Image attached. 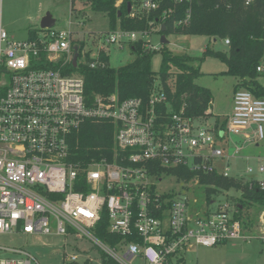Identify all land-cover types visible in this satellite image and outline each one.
Wrapping results in <instances>:
<instances>
[{"label":"built area","instance_id":"2783aa9c","mask_svg":"<svg viewBox=\"0 0 264 264\" xmlns=\"http://www.w3.org/2000/svg\"><path fill=\"white\" fill-rule=\"evenodd\" d=\"M136 1L131 16L155 11L162 23L169 18L175 27L190 23L194 0ZM149 34L117 29L107 32L104 42L121 47ZM75 41L72 32L53 26L32 28L25 39H15L0 21V234L87 238L118 264H172L192 244L249 241L253 223L235 217L237 204L225 202L193 214L183 188L189 182L199 184V173L228 176L229 168L219 162L237 155L241 147L227 154L218 139L240 131L264 139V98L247 90L234 92L224 128L203 125V117H187L183 109L166 106L164 114L157 106L166 100L163 93H153L148 106H141L138 98L120 101L113 94L97 95L88 105L83 78L65 73L74 46L77 64L88 53ZM101 50L93 53L90 67L105 65L98 59ZM88 119L113 124L111 160H73L71 138ZM158 167L186 168L196 175L186 182L153 172ZM258 171L263 179L249 181L248 190L264 191V166ZM103 212L109 232L123 237L114 245L94 234ZM256 227L264 250V208ZM0 251L11 254L0 256V264H38L21 249ZM65 259L72 262L76 256Z\"/></svg>","mask_w":264,"mask_h":264},{"label":"trees","instance_id":"16d2710c","mask_svg":"<svg viewBox=\"0 0 264 264\" xmlns=\"http://www.w3.org/2000/svg\"><path fill=\"white\" fill-rule=\"evenodd\" d=\"M71 1V12L75 9ZM93 10L104 12L109 17V30L117 29L127 31H147L148 33L178 34V35H202L216 40H228L226 49L215 50L206 46L201 60L206 56L214 57L225 64L223 75L236 78L233 91L245 90L255 97L264 98V84L259 78L264 77V0H194L192 16L187 26H173L172 19L164 20L166 30H160L162 23L158 12L138 13L131 16L132 7L136 0H121L116 6V0H84ZM130 2L128 12L127 3ZM179 16V14L177 15ZM79 50L83 49L82 41H75ZM133 59L119 67L109 65V56L101 50L98 59L104 62V66L90 67L93 60L86 54V61L72 65V61L66 63L65 73L76 74L84 81V99L91 105L94 98L99 95L107 97L115 95L122 101L128 98H138L141 106H148L150 96L153 93H163L166 100L157 106L164 114H167L166 106L173 111L183 109L187 117L209 116V106L212 101V93L209 88L198 85L195 80L200 75L199 65H192L193 57L188 54L175 55L166 45L158 50L151 48L143 39L129 43ZM160 52L161 61L157 71L151 68V59L156 52ZM260 67V70H257ZM172 76V78H171ZM216 117L215 126L224 128L225 118ZM219 123V124H217ZM113 124L109 121L88 119L85 120L74 132L71 138L72 158L74 161L86 163L91 159L106 157L111 160L113 151ZM153 172L173 175L177 179L189 182L196 174L186 168H156ZM198 175V183L203 185L207 202L215 188L227 189L231 186L241 190L242 198L238 199L236 218L243 220L242 209L245 207L244 199L255 200L257 208H264V191L258 189L248 190L246 184L241 181L223 176L220 173L211 172ZM76 190H80L75 188ZM245 221V220H244ZM107 214L103 212L94 228V234L102 241L114 245L123 239L108 230ZM129 239V237H126ZM71 264V263H69Z\"/></svg>","mask_w":264,"mask_h":264},{"label":"rangeland","instance_id":"374dc122","mask_svg":"<svg viewBox=\"0 0 264 264\" xmlns=\"http://www.w3.org/2000/svg\"><path fill=\"white\" fill-rule=\"evenodd\" d=\"M121 0H116L118 6ZM75 12H71L70 0H2L0 6V21L7 32L15 39H25L28 31L39 27L41 18L49 13L55 20L53 29L70 31L76 41H82L89 57H93L99 48H102L109 56V65L119 67L131 61L133 54L127 44L119 47L117 44H106L104 35L109 32V17L104 12L93 11L84 0H75L73 4ZM133 9H136L134 3ZM100 36V39L98 38ZM167 44H161L159 33H150L142 37L153 46L154 50L166 45L173 54H188L193 57L192 65L200 68V75L195 82L207 87L212 92V101L209 108V116L200 121L203 125L216 124V117L221 120L231 112V96L236 78L221 74L225 70V64L220 60L206 56L201 60L206 46L213 49H226L222 40L215 42L211 38L202 35H165ZM75 44V42H74ZM86 61L81 56L78 63ZM161 54L156 52L151 59V68L157 71L160 66ZM172 78V76H171ZM264 84V77L259 78ZM245 90L244 88H241ZM217 123V124H219ZM216 127V126H215ZM217 145L224 148L227 154L233 152L234 146H240L239 153L219 163L229 168L226 173L243 184L252 180H262L263 174L258 171L259 166H264V139H252L251 132L240 131L231 133L224 139L217 140ZM251 167L250 172H246ZM163 187H167L166 179ZM189 201V210L194 214L202 215L208 209H216L220 204L228 202L236 205L242 198L241 190L236 187L227 189L215 188L209 202L206 200L205 188L201 184L189 182L183 188ZM242 209L243 220L253 223L248 232L252 238L249 241H228L215 246H202L192 244L182 254L181 260L172 261V264H264V250L261 242L256 238L260 212L255 200L244 199ZM0 247L17 248L30 254L38 264H118L113 259L103 254L101 248L95 246L87 238L63 237L55 234H24L17 231L0 234ZM119 257L122 254L114 251ZM10 253L0 251V256H10ZM76 256L72 262L65 259L68 256ZM36 264V263H35ZM135 264V263H131Z\"/></svg>","mask_w":264,"mask_h":264},{"label":"water","instance_id":"95a60500","mask_svg":"<svg viewBox=\"0 0 264 264\" xmlns=\"http://www.w3.org/2000/svg\"><path fill=\"white\" fill-rule=\"evenodd\" d=\"M127 5H128L127 11L129 12L130 11V5H131L130 2H128ZM54 22H55V20L52 18V16L49 13H47L46 15H44L41 18V20L39 22V27L40 28H49V27H52L54 25ZM160 30L163 32L166 30V26L164 23H161ZM159 42L161 44H167L168 43V40L166 39V36L164 33L160 35V41ZM73 49H74V52H73V56H72V65L76 66L77 56H78V52H77L78 48H77V46H74Z\"/></svg>","mask_w":264,"mask_h":264},{"label":"crops","instance_id":"0c3cea01","mask_svg":"<svg viewBox=\"0 0 264 264\" xmlns=\"http://www.w3.org/2000/svg\"><path fill=\"white\" fill-rule=\"evenodd\" d=\"M125 45V44H124ZM123 45V46H124ZM128 46H129V44H127ZM122 47V46H121ZM211 91V90H210ZM212 93V92H211ZM233 93H234V91H233ZM233 93H232V96H233ZM232 96H231V110H232ZM209 111V110H208ZM229 114H227V115H225V118L228 116Z\"/></svg>","mask_w":264,"mask_h":264}]
</instances>
